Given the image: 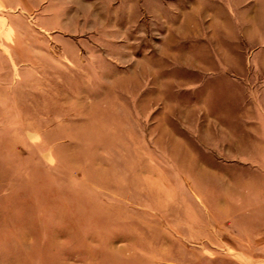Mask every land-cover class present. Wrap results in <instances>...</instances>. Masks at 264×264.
Returning a JSON list of instances; mask_svg holds the SVG:
<instances>
[{
  "label": "rangeland",
  "instance_id": "374dc122",
  "mask_svg": "<svg viewBox=\"0 0 264 264\" xmlns=\"http://www.w3.org/2000/svg\"><path fill=\"white\" fill-rule=\"evenodd\" d=\"M0 264H264V0H0Z\"/></svg>",
  "mask_w": 264,
  "mask_h": 264
}]
</instances>
